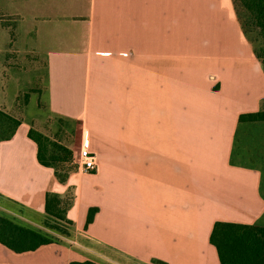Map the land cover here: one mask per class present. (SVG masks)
I'll return each instance as SVG.
<instances>
[{"label":"crops","instance_id":"crops-1","mask_svg":"<svg viewBox=\"0 0 264 264\" xmlns=\"http://www.w3.org/2000/svg\"><path fill=\"white\" fill-rule=\"evenodd\" d=\"M233 5L0 0V213L56 236L0 243V264H220L216 222L264 227V121H239L264 111V67ZM41 117L83 124L98 172L60 182ZM67 194L69 235L53 233L47 196Z\"/></svg>","mask_w":264,"mask_h":264},{"label":"trees","instance_id":"trees-1","mask_svg":"<svg viewBox=\"0 0 264 264\" xmlns=\"http://www.w3.org/2000/svg\"><path fill=\"white\" fill-rule=\"evenodd\" d=\"M248 10L253 12V28L264 32V0H240ZM238 20L243 32L248 37L247 25L239 16ZM1 115L5 116L0 112ZM240 122L264 121V111L241 114ZM40 147V161L52 166L57 179L66 183L71 168L64 166L61 158L46 156V149L41 141L44 134L32 132ZM62 172V173H61ZM73 197L67 194L60 198L57 196H47L45 213L46 222L44 227L53 233L69 235V224L66 218V211L72 204ZM96 207L90 208L86 228L93 222L97 212ZM56 236L50 232L36 229L19 223L15 218L8 217L0 213V243L9 249L21 253L33 251L42 245L55 241ZM210 242L216 247L220 264H264V227L255 225L238 224L231 222H216L210 236ZM70 264H96L92 261L71 262Z\"/></svg>","mask_w":264,"mask_h":264},{"label":"rangeland","instance_id":"rangeland-1","mask_svg":"<svg viewBox=\"0 0 264 264\" xmlns=\"http://www.w3.org/2000/svg\"><path fill=\"white\" fill-rule=\"evenodd\" d=\"M236 16L240 17L244 22H248V41L251 43L255 55L261 64L264 67V32L260 31L257 28H253V12L248 10L247 7L240 0H232ZM13 18H9V22H12ZM2 38L0 37V42ZM16 47L21 46V41H18ZM9 96L14 94V83L12 80L7 81ZM19 89H28L31 88V84L24 81L19 84ZM27 96L22 93L20 101L22 104H25ZM35 94L32 95L31 102L29 104V109L31 110L34 106ZM20 102V105H21ZM45 116V115H44ZM42 119V117H41ZM42 119L38 122L42 134H44V139L41 137V141L46 149V156L51 159L53 156L56 158H61L60 161L65 162L64 166L71 168V172H79L84 174L80 169L78 163L75 162L74 155L79 151L81 147L82 135H83V124L76 121H61L58 119L47 120ZM109 150V148H106ZM62 173V172H61ZM46 220H42V223L45 224ZM38 229V228H37ZM40 229V228H39Z\"/></svg>","mask_w":264,"mask_h":264},{"label":"built area","instance_id":"built-area-1","mask_svg":"<svg viewBox=\"0 0 264 264\" xmlns=\"http://www.w3.org/2000/svg\"><path fill=\"white\" fill-rule=\"evenodd\" d=\"M74 159L84 174L94 175L98 172V160L96 154L90 148V139L86 131L83 132L81 147L74 155Z\"/></svg>","mask_w":264,"mask_h":264}]
</instances>
